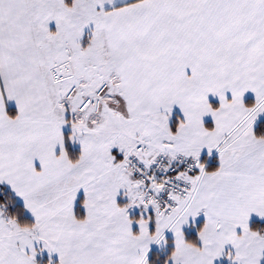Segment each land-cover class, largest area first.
<instances>
[{"label":"snow or ice","instance_id":"6c2138e0","mask_svg":"<svg viewBox=\"0 0 264 264\" xmlns=\"http://www.w3.org/2000/svg\"><path fill=\"white\" fill-rule=\"evenodd\" d=\"M0 264H264V0H0Z\"/></svg>","mask_w":264,"mask_h":264}]
</instances>
